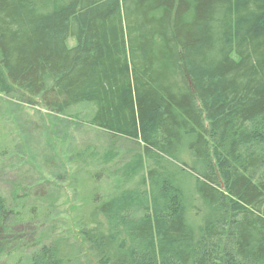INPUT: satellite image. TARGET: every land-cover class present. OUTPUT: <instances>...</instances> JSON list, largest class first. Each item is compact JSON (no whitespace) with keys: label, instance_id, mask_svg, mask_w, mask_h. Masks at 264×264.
Here are the masks:
<instances>
[{"label":"trees","instance_id":"obj_1","mask_svg":"<svg viewBox=\"0 0 264 264\" xmlns=\"http://www.w3.org/2000/svg\"><path fill=\"white\" fill-rule=\"evenodd\" d=\"M0 95L142 146L75 152L118 180L89 213L97 263L15 182L0 264H264V0H0Z\"/></svg>","mask_w":264,"mask_h":264},{"label":"rangeland","instance_id":"obj_2","mask_svg":"<svg viewBox=\"0 0 264 264\" xmlns=\"http://www.w3.org/2000/svg\"><path fill=\"white\" fill-rule=\"evenodd\" d=\"M74 44L71 39L69 45ZM8 139L20 143L21 149L0 165V194L8 196L15 182L27 187L46 185L47 197L41 204L53 208L51 223L95 258L97 252L87 239L94 230L89 214L93 199L112 193L118 180L105 176L95 183L88 176H78L75 152L81 146L99 151L113 146L123 162L142 146L92 126L69 124L35 104L0 95V144Z\"/></svg>","mask_w":264,"mask_h":264}]
</instances>
